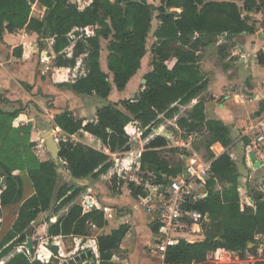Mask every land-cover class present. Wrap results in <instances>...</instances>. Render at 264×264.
I'll return each instance as SVG.
<instances>
[{
    "label": "trees",
    "instance_id": "16d2710c",
    "mask_svg": "<svg viewBox=\"0 0 264 264\" xmlns=\"http://www.w3.org/2000/svg\"><path fill=\"white\" fill-rule=\"evenodd\" d=\"M34 3L44 8L42 19L30 15ZM161 3L163 7L157 9L160 26L154 33L155 43L150 51L152 70L145 75L142 90L133 99L99 108L96 120L84 125L67 110L56 114L55 126L68 136L59 142L60 163L39 162L25 154L7 156L9 149L14 147L8 136L10 132L16 133L11 122L17 113L0 110V140L3 142L0 147L3 154L0 158V207L19 205L10 230L0 239V260L26 241L27 230L39 215L51 210L57 212L89 187L88 180H97L106 174L112 165L108 154L128 152L130 138L137 131H141V139L147 138L158 124L160 115L171 118L177 105H186L195 99L204 87L198 65L200 49L223 34L230 39L253 33L254 24L241 13L259 10L264 0H161ZM169 8L180 12L165 13ZM36 9L34 7V12ZM152 17L153 7L145 0H91L83 10L70 4L69 0H0V39L5 32L27 30L39 36L47 33L52 40L56 67H73L76 59L85 54L86 75L68 88L78 95L107 99L111 84L116 91H123L140 69L147 52ZM101 40L107 41L106 68L112 75V82L109 74L100 67ZM71 46L72 54L68 59L65 52ZM223 51H220L222 59L225 58ZM14 52L20 54L16 49ZM171 60L174 63L168 67ZM256 61L264 66V54L258 53ZM178 125L187 133L205 129L207 150L215 143L223 148L231 144L226 126L205 120L202 102L197 103L187 117L178 119ZM30 127L28 124L27 130ZM81 132L97 138L104 150L75 144L71 137ZM167 144L164 137L157 136L140 154L139 169L150 172L152 177L149 178L153 179L154 185L166 186L182 172L180 163L171 166L160 157V150ZM23 170L33 190L27 198L23 196L22 179L15 173ZM237 178L236 166L227 153L214 158L205 183L207 196L190 201L186 206L207 215L209 222L203 226L204 240L192 244L181 240L168 247L165 264H205L207 255L218 249L235 253L239 260L245 259V252L255 235L264 233V194L254 193L250 197L253 207L241 209ZM217 185L220 190L215 189ZM127 189L135 200L145 196L143 188L134 183L128 184ZM89 223L97 229H103L106 224L99 211L82 214L81 208L74 205L48 228L47 235L61 237L64 249L71 250L73 237L89 234ZM127 231L126 226H119L97 238L99 264H111L114 256H127L126 251L120 249ZM151 231L155 233L156 229L152 227ZM5 264L29 262L24 254L18 253ZM254 264L264 263L257 261Z\"/></svg>",
    "mask_w": 264,
    "mask_h": 264
},
{
    "label": "crops",
    "instance_id": "0c3cea01",
    "mask_svg": "<svg viewBox=\"0 0 264 264\" xmlns=\"http://www.w3.org/2000/svg\"><path fill=\"white\" fill-rule=\"evenodd\" d=\"M34 7L37 8L36 12H34ZM43 14L44 8L39 6L37 3L31 4L30 15L32 17L42 19ZM241 16L248 17L251 23L254 24L255 31L253 33H243L238 36L230 37V39H227L226 34H223L213 39L211 42H206V44L198 52V65L199 56L202 51L208 50L209 46L215 44L217 56L216 58L214 56V59H218L214 61V65L216 67L213 66V62H211L210 58H208L206 61L207 68H211V66L214 68V75L203 73L199 66L200 71L203 75L204 82V87L201 92L195 99L191 100V102H189L188 104L177 105V111L171 118H165L162 115L158 117V120H161L162 118L166 124L172 127V129L165 128L164 124L160 123L159 121L156 127L152 128L151 133L149 135H153L151 139L157 136L164 137L167 140L168 144L167 147L163 149L174 148V151L176 150V148L184 149V151L177 157L176 163H171L165 158V160H167L171 166L179 165L178 163H180V166L183 170V167L186 165V160L184 157H187L188 155L184 145L189 146L190 149L193 151V149L191 148V144L194 141V138H196L197 135L202 133L207 136V132L205 129H203L198 133H187L185 129L181 128L178 125V119H180L181 117H187L193 107L197 103L202 102L205 120L218 121L221 122L224 126H226L229 130V138L231 140V144L227 148H223L219 143H215L211 145L208 150L205 146V151L206 153H208V155L206 156L207 158L204 157L205 159L203 158L201 153H196L194 151L193 152L196 153L198 156H201L202 159H204L205 161H213L214 158H218L223 153H227L232 161L235 159H240L244 154L246 155L247 160L245 163V167L236 166L235 162L233 161L238 174L237 182L240 199V208L243 209L244 206L253 207V203L248 196L249 194L247 191V187H245V182L248 180L247 178H255L256 170L260 173L263 172L264 176V162L261 159V152H256L250 148V145L264 144V142L254 143V138L250 135V133H248L250 127L256 125L258 121L264 119V66L258 65L256 61V56L258 53L264 54V4L260 6L259 10H256L254 12H242ZM40 37L41 36L37 35L36 33L29 32L27 30H21L14 33L5 32L2 35L0 39V94L2 92H5L6 101L8 100L13 102L20 99L23 102V100H28V93H24L23 89L19 85L20 83H18L19 81L23 82L21 84L27 83L31 85H38L39 81L47 79V81L51 83V88L49 89V92L50 94H53V96H55L54 103L56 107L60 106L61 104L60 95L62 94H64L68 98H70L69 96H86L75 94L68 88L69 85L74 84L78 79L85 77V67L83 68V70H81V72L76 71V69L78 66L77 59L81 56L86 57V55H80L76 59V63L73 67H56L55 57L53 56L51 51V38L48 35V45L43 48L40 41ZM72 48L73 47L71 46L65 52V56L68 59L71 58ZM14 49H16V52L20 54L16 55ZM229 49L231 51L230 56L228 55ZM222 50H224L222 52L225 57L224 59H222L220 54V51ZM68 52H70V54ZM32 59H34V62L32 61ZM143 59L141 60L140 69L131 78L126 88L120 92L121 94L127 95V92H134L137 86L136 80L142 75H146L152 70L151 67L149 72L146 71L148 69H142ZM99 63L101 65V61H99ZM28 71H31L33 75H28ZM72 71H75V75H71ZM108 76L109 81L112 82V75L109 74ZM113 88L114 86L113 84H111V92L106 99L108 104L118 103V99L121 97L120 95H117L116 100L111 99ZM21 93L24 94H22L20 98L15 95H21ZM91 96H94L96 98L95 95ZM134 97L135 95H132L131 99H133ZM4 101L5 100H3V102ZM99 108L101 107H97L93 112L89 111V116L87 118H81L80 116H77V114L71 108H67L66 110L72 113L74 118L82 120L84 125L87 121L96 120V111ZM182 108L186 109V113L180 114V109ZM0 110L4 113H17L3 111L1 108ZM62 111H64V109L55 110V114L51 116L56 133L53 131L52 133H42L41 137L42 140H44V143L46 134L52 135L53 140L56 143L57 140L54 138L56 134L61 137L59 142L67 139L68 136L64 134L58 127H56L53 122L54 116ZM20 118H25V120L21 123H16V125L15 122H13L14 119L11 122L12 130L16 131V133L12 134L10 132L8 136L9 139L12 140L14 147H11V149H9L10 151H8L7 156H22L23 154H25V157L27 155H32L39 162L50 160V155L47 152L46 147L45 150L46 153H48L49 155V159L45 158V153H40L37 156L31 152L32 148L35 147V142L36 140H38L37 135L39 134V132L37 133V131L35 130V120L27 119V117L23 115H21L18 120H20ZM28 124H30L31 126L30 130H27ZM242 128H245V130L242 131ZM240 130L242 131L244 142L242 140H239L241 138L238 137ZM78 135L81 136L80 139H78ZM140 135L141 133L138 135V139H141ZM149 135L147 136V138L149 137ZM177 136H179V140H174ZM190 137L191 141L188 140ZM147 138L143 140H146ZM71 139L74 141L75 144L87 145L98 150H104L100 141L97 138L89 135L88 133L81 132L75 134L71 137ZM93 143H95L96 145H93ZM30 144L34 145L30 146ZM20 146H22V150H18ZM238 150H241L242 153H244L241 155V157H238L237 155ZM143 151L144 147L143 150L137 155L138 166L140 154ZM128 152H130V150ZM251 152L254 154L255 160L260 162V166L257 168L253 167V163L249 159V154ZM1 155L3 156V154L0 153V158L2 157ZM113 155L114 154H108V156ZM128 160L129 159H124L122 161L124 162V164H128ZM250 165L252 170L254 171L246 173L248 172ZM15 173H18L21 179L22 174H25L27 176L26 171L24 170L21 172L16 171ZM104 176L105 174L100 176L97 180H94V182L97 183ZM245 176L248 177L245 178ZM148 182H140V184L137 186L142 187L144 190L145 188L143 186L147 185L148 189L152 190L154 184ZM192 186L193 190L196 191V193H200L203 195L207 194V188L205 185L202 186L200 183H197L193 184ZM164 187H167V185ZM215 189L220 190V187L217 185ZM89 194L96 203L103 205L110 210L107 217L104 218L106 224L103 229H97L95 226L89 223V234L86 236L73 237V248L71 250H65L62 244V238L52 236L49 237L47 235V230L52 224L56 223L60 217L64 216L70 209V207L74 205L78 206L80 198L82 196ZM143 197L144 196H140L137 200H135L130 196L129 193L128 198H126L125 196L123 197L124 201H121V199L118 200L110 198L99 199L96 196H92L91 188H87L85 192L79 194L68 205L60 208L57 212L52 211L50 213L51 215L49 217L48 226L46 225L47 223H45L42 214L40 215L41 219L38 222H36L35 220L31 223L29 229L36 231L35 225L36 227L40 225L37 232L39 233V230L43 229L44 233V238H42L43 241L40 243L41 246H39L40 250H38V255L36 259H32L30 257V253L33 250L32 242L30 251H28L26 248L25 250H22L20 245L15 247V250H18L16 254H24L27 257L29 264H35L36 261H38L37 264H99L100 262L97 249V238L101 235L109 234L112 230L117 229L119 226H126L128 231L120 242V249L126 251L127 256L125 258H119L114 256L111 260V264H162L161 261L151 258L147 255V247L150 243L154 241V233L151 231L152 227L154 228V226L153 220H151L150 215L147 213L144 207H142ZM136 202L138 203V205H136ZM7 207H0V210ZM55 207L56 204L54 205V208ZM129 207L137 211L133 212L134 217L131 221H129L131 217L129 215H126V213L121 217L118 213V210L122 208L127 209ZM125 212L127 211L125 210ZM40 221L44 222L43 225H41ZM2 222L3 220L0 217V230ZM130 225L133 226V229L130 227ZM194 230L197 231L199 235L196 238L192 239H198L197 242L203 241L204 236L200 231V228H194ZM259 240L260 239L258 237L257 241L254 240L251 245H257L261 243ZM25 243L21 245H25ZM53 249H56V252H54ZM134 256L135 259L133 260Z\"/></svg>",
    "mask_w": 264,
    "mask_h": 264
},
{
    "label": "rangeland",
    "instance_id": "374dc122",
    "mask_svg": "<svg viewBox=\"0 0 264 264\" xmlns=\"http://www.w3.org/2000/svg\"><path fill=\"white\" fill-rule=\"evenodd\" d=\"M145 1L153 7L151 30L149 32L147 42H146L147 52H146V55L144 56L143 64H142V69H148L146 71L149 72L150 67H151V59H152L150 51H151L152 45L155 43L154 33L160 26V22H159L160 12H158L157 9L160 7H163V5L161 3V0H145ZM219 1H226V0H219ZM90 2L91 0H69V3L72 5H75L79 10H83L86 6L90 4ZM179 12L180 10H177V9H172V8L165 9V13L178 14ZM40 41H41L42 47L43 48L46 47L48 45V34L45 33L44 35H41ZM106 46H107V41L101 40V56H100L99 61H101L100 66L102 67V70L108 73L107 68H106V55H107ZM68 53L70 54V52ZM228 55L229 56L231 55L230 49L228 51ZM214 56L215 58L217 56L215 44L209 46L208 50L202 51V53L200 54L199 66L203 73L214 75L213 73L214 68L212 66L211 68H207V65H206L207 59L210 58L211 62H213L212 63L213 66H215L214 61L218 59H214ZM84 57L85 56H81L77 59L78 66H77L76 71L81 72V70H83L84 68L83 60L85 59ZM32 61L34 62V59H32ZM173 62H174L173 60L169 61L168 67H171ZM206 69H212V70H206ZM71 74L75 75V71H72ZM28 75H33V74L31 71H28ZM144 77L145 75H142L136 80L137 86H136L135 91L127 92V95L121 94L120 92L116 91V89L113 88L111 99L116 100L117 95H120L121 97L118 99V102H119L121 100L131 99L132 95L136 96L142 90V87L144 85V82H143ZM18 83H20L19 85L23 89L24 93L26 94L28 93L27 94L28 100H23V102L20 99L13 101V102L8 101V100L6 101L5 92H2L0 94V108L3 111L17 112L18 116L16 115L17 117L13 120V122H15V125L16 123L18 124L25 120V118L23 119L20 118V120H18V118L21 115L26 116L27 119L35 120L36 122L35 130L37 131V133L39 132V134L37 135L38 140H36L35 142V147L32 148L31 152L37 156L40 153H45L46 154L45 158L47 159H49V155L48 153H46L45 143H44V140H42L41 134L45 132H49V133H52V131L55 132V129L52 123V118H51V116L55 114L54 113L55 110H58V109L66 110L67 108L68 109L71 108L77 114V116H80L81 118H87L89 116L88 114L89 111L93 112L97 107H102L108 104L106 99H101L98 97L95 98L94 96H89V97L69 96L70 98H68L67 96L62 94L60 95L61 104L60 106L56 107L54 103L55 96H53V94H50L49 92L50 91L49 89L51 88V83L47 81V79L39 81L38 85L36 84L31 85L27 83L21 84L23 82H20V81ZM24 93H21V95H18V94H15V95H17V97L20 98L22 94ZM122 95L123 96L125 95V96L123 97ZM3 100L5 101L3 102ZM184 113H186V109H183V108L180 109V114H184ZM159 121L160 123L164 124L165 128L172 129V127L166 124L162 118ZM241 130L244 131L245 128H242ZM241 130L239 131L238 137H241L239 140H242L244 142ZM140 133L141 131H138L135 135H133L130 138V152L117 151L116 153H114L113 156H110L112 165H111L109 172L105 174L104 177H102L97 183H95L94 180H88L87 182L89 185L88 188H91L92 196H96L99 199L110 198V199H118V200L121 199V201H124L123 197L125 196L126 198H128V194H129L127 190L128 184L134 183V186H137L140 184V182L147 183L149 181L148 183H152L153 179L149 178V177H152L150 172L147 173L139 169L137 155L139 154V152L143 150L144 145L147 144V142L153 137V135H149V137L146 140H143V139H138V135ZM54 138L57 140V144H58L61 137H59L56 134ZM80 138L81 136L78 135V139ZM206 139H207V136L204 133H202V134L197 135V137L194 138V141L191 144V148L193 149V151L196 153H201L203 158L208 155V153H206L205 151V146L207 142ZM174 140H179V136L175 137ZM2 144L3 142L0 140V147ZM93 145H96V144L93 143ZM250 148L256 152L258 151L261 152V156H262L261 159L264 162V144L250 145ZM173 149L174 148H167V149L160 150V157L162 159L166 158L171 163L172 162L176 163L177 157L179 156V154H181L184 151V149L176 148L175 151ZM18 150H22V146H20ZM242 154L244 153H242L241 150H238V154H237L238 157H241ZM124 159H129L127 162L128 164H124V162L122 161ZM246 160H247V157L244 154L240 159H235L233 161L235 162L236 166L245 167ZM251 171H254V170H252L251 165H250V168L248 172L246 173H249ZM255 176H256L255 178H247L248 176L247 177L245 176V178L248 179L245 182L246 183L245 187H247L249 198L256 192L258 193L260 192L264 194L263 172L260 173L259 171L256 170ZM114 177H116V180H114ZM22 180H23V188H24L23 196L28 197L30 194H32V191H33L31 183L25 174H22ZM145 191L146 193H149L150 190L145 189ZM136 205H138L137 202H136ZM17 209H18V204L16 203V204L8 206L7 208L0 210V217L3 220L1 224V230H0V239L11 228L12 223L15 220V217L17 214ZM52 209H54V206L52 207ZM125 210L127 212H125ZM51 212L52 210L42 214V217L45 220V223H47L46 224L47 226L49 225V217L51 215L50 214ZM133 212H137V211L135 209H132L131 207L127 209L122 208L118 210L120 217L125 215V213L126 215H129L131 217L129 221H131L132 218L134 217ZM40 222H41V225H43L44 222L43 221H40ZM208 222H209V219H207V222H204L201 226V232L203 236L205 235L203 226L206 225ZM39 226L36 227L35 225L36 231L31 230V229L27 230L28 238H32L33 250L30 253V257L32 259H36L38 255V250H40V247H39L41 246L40 243L43 241L42 238H44L43 229L39 230V233L37 232ZM130 227L133 229L132 225H130ZM255 237H259L260 239L259 241L264 245V233H259L255 235ZM20 247L22 250H25L24 245H20ZM22 250H19V251H22ZM17 251L18 250H15V249L12 250L5 258L0 260V264H5L13 255L16 254ZM134 259H135V256L133 257V260ZM255 259L256 260L244 259V261L240 260V262H242L241 264H254L256 261H261L264 263V246H263V251H262L261 256ZM37 263L38 261L35 262V264ZM205 264H214V262L210 260V261H206Z\"/></svg>",
    "mask_w": 264,
    "mask_h": 264
},
{
    "label": "built area",
    "instance_id": "2783aa9c",
    "mask_svg": "<svg viewBox=\"0 0 264 264\" xmlns=\"http://www.w3.org/2000/svg\"><path fill=\"white\" fill-rule=\"evenodd\" d=\"M248 133L254 138V143H263L264 119L250 127ZM188 140L191 141V137ZM184 147L188 155L184 157L186 165L182 172L176 178L171 179L167 187L154 185L152 190L142 198L143 207L153 220V226L156 229L154 241L147 247V255L161 261L162 264H165L164 255L168 247L178 244L181 240L187 243L197 242L198 239H192L199 235L194 228H200L201 231L202 224L208 219L207 215L188 209L186 206L190 201L194 202L207 196V194L196 193L192 185L197 183L202 186L205 185L210 176L212 161H205L201 156L194 153L189 146L184 145ZM143 187L149 190L147 185ZM78 206L81 208L82 214L99 211L103 218L107 217L110 211L107 207L96 203L90 194L82 196ZM257 238L254 237V240L257 241ZM263 246L261 243L249 244L248 250L245 252V259L256 260L255 258L261 256ZM252 249L254 252H251ZM210 260L214 264L242 263L235 253L225 249H218L209 253L206 261Z\"/></svg>",
    "mask_w": 264,
    "mask_h": 264
},
{
    "label": "water",
    "instance_id": "95a60500",
    "mask_svg": "<svg viewBox=\"0 0 264 264\" xmlns=\"http://www.w3.org/2000/svg\"><path fill=\"white\" fill-rule=\"evenodd\" d=\"M146 83V81L144 80V84ZM45 147L47 152L50 155V161L57 164L60 163L61 160L59 158V152H60V148L58 146V144L53 140V136L50 134H46L45 135ZM249 159L250 161L253 163V167L257 168L260 166V162L255 160V156L254 154L251 152L249 154ZM41 219V216L39 215L36 219V222H38ZM31 238H28L26 240L25 243V248L30 251L31 250Z\"/></svg>",
    "mask_w": 264,
    "mask_h": 264
}]
</instances>
